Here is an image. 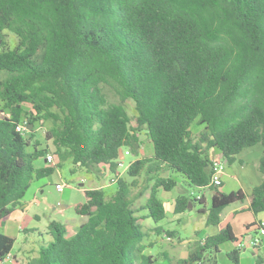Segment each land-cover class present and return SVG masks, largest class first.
Returning <instances> with one entry per match:
<instances>
[{
	"label": "trees",
	"instance_id": "16d2710c",
	"mask_svg": "<svg viewBox=\"0 0 264 264\" xmlns=\"http://www.w3.org/2000/svg\"><path fill=\"white\" fill-rule=\"evenodd\" d=\"M6 33L16 38L13 48ZM0 72V264L14 244L1 230L32 181L65 161L71 172L103 168L117 175L122 148L135 157L126 169L132 180L118 176L109 195L103 188L85 190V202L74 207L85 222L71 237L50 222L47 245L40 240L26 264L215 259L221 244L237 242L229 224L196 242L185 258L171 260L144 253L145 220L166 218L159 191H171L180 177L190 190L212 192L209 207L199 212L205 226L218 227L222 211L247 195L223 193L222 183L211 186V160L219 156L231 165L257 144L262 179L248 196V210L264 215V0H0ZM107 86L116 103L108 101ZM126 100L134 104L133 121ZM24 120L32 127L21 134L16 127ZM37 122L56 164L33 165L49 153L47 145L37 148ZM141 132L152 146L143 157ZM195 202L205 204L180 194L172 213L186 214ZM150 228L158 236L164 232ZM227 257L238 264L239 250ZM254 264H264L263 258L256 254Z\"/></svg>",
	"mask_w": 264,
	"mask_h": 264
},
{
	"label": "rangeland",
	"instance_id": "374dc122",
	"mask_svg": "<svg viewBox=\"0 0 264 264\" xmlns=\"http://www.w3.org/2000/svg\"><path fill=\"white\" fill-rule=\"evenodd\" d=\"M16 44V38L6 33V45L9 48H13ZM4 73L0 72V78L4 77ZM105 91L108 97V101L111 103H116L117 97L115 96L111 87H105ZM124 107L133 121L135 116L134 104L130 100L124 102ZM25 109L30 110L28 106ZM200 128L192 125V130L197 133ZM44 127L40 123H35L34 125V139L39 143L37 148L39 150H45L46 145L49 153L53 155L54 148L50 142L45 143L44 139ZM142 145L140 149V156H148L152 154V146L149 143L144 132L140 134ZM32 140V142L34 141ZM125 149L120 150L121 161L123 162V167L118 169V173L121 178H125L128 182L132 179L127 177L126 169L128 165L135 160L132 155H124ZM57 163V158L54 156V164ZM34 167H44L49 165L45 161V157L39 158L33 162ZM72 164L69 161L63 162L58 168L55 169L54 173L39 179L34 180L30 184L25 197L22 200V204L25 202L30 210V217L37 213L40 220H35L34 218H29L28 220H20L17 215H10L5 221V227L1 230L4 234L12 237L14 239L13 248L9 259L5 260L1 264H26L29 258L35 257L38 254L39 246L41 245L42 239H44V245H47L50 237L48 233V225L50 222L54 221L59 223L63 228L66 229L63 219L75 218L74 204L82 203L84 201L83 194L79 192L80 189V178L83 176L81 174L80 168H74L75 172H71ZM228 167V166H227ZM96 178H102V182L105 184L102 187L106 194H112L116 190V185L110 183L111 174L107 171L105 174L95 173ZM178 185L169 192L159 191V197L165 204L168 213L166 218L154 223L150 219H146L144 223V231L147 233L145 237L144 244L148 247L145 250V254H149L153 257L161 259L162 254H166L169 258H185L188 254L189 249L203 240L205 235L215 234L218 232V227L213 226H203V215L199 210L203 207H209L210 194L208 192L198 191L197 189H189L186 187L180 177L177 178ZM56 184L64 185L63 192L59 193L55 189ZM142 184V179H138V186ZM83 187H88V183L85 182ZM41 189L42 191L40 192ZM220 190L223 193H229L228 188L221 187ZM183 193L191 194L194 198L197 196L205 195V204L200 205L195 202L191 210L187 211L189 217H183L180 220H173V210L172 205L174 204L175 198ZM144 200V197L141 198ZM63 204L66 208H61L60 204ZM172 208V209H171ZM232 208V207H231ZM171 209V210H170ZM28 210V211H29ZM170 210V211H169ZM230 208L226 209L228 212ZM226 214V213H225ZM19 226H24L28 230H35L31 234L24 233L20 230ZM150 227H159L164 230L161 236L155 235ZM166 231L174 232V236L170 237L169 240ZM73 234L72 230L66 229V236L71 237ZM257 234H254L256 237ZM247 244V242H245ZM239 250V261L238 264H254L255 255H260L264 260V246L258 248V250H253L250 243L245 245L243 248H238L234 246L231 242H225L220 245L219 252L216 253L215 259L207 255L203 261V264H233V262L227 257V254L233 250ZM215 261V263H214ZM159 264H166V261L160 262Z\"/></svg>",
	"mask_w": 264,
	"mask_h": 264
},
{
	"label": "crops",
	"instance_id": "0c3cea01",
	"mask_svg": "<svg viewBox=\"0 0 264 264\" xmlns=\"http://www.w3.org/2000/svg\"><path fill=\"white\" fill-rule=\"evenodd\" d=\"M212 154H214L212 152ZM262 154V146L257 144L253 147H250L248 149L243 150L241 153H239L235 161L231 165H227L225 161V168L221 176V187L223 190L225 188H228V192L241 190L243 191L247 197L244 202L242 203H234L226 207L220 217L221 222L218 225V231L223 228L226 224H229L231 226L232 232L234 233L235 237L237 238V242L233 243L234 246H236L238 243L247 245L250 243L251 238L254 236L256 231L254 230V226L259 221H264V215L259 214L257 216L253 215L249 210V195L252 191V189L257 186L261 182V175L257 171V164L259 161V158ZM219 157V156H218ZM220 158V157H219ZM228 166V167H227ZM83 176L80 178V189L78 190L83 194L84 201L85 202V195L84 191L89 189H98L104 187V183L102 182V178H96L94 176L95 173L87 172L85 170L80 171ZM107 171H104L103 168H101V174H105ZM87 182L88 187H83V184ZM40 192L42 191L39 189ZM202 192H208L210 194V198L212 196V192L210 190L203 189L198 190ZM192 194V193H191ZM202 199L205 201V195L202 194ZM82 203H75L74 207L77 204ZM61 208H66L62 203L60 204ZM73 207V208H74ZM232 207V208H231ZM173 208V205H172ZM171 208V209H172ZM230 208L228 212H225L226 209ZM170 209V210H171ZM26 203L24 202L21 207H19L17 210H15L12 215H17V218L20 220H28L29 218H34L35 220H40V217L37 213H34L32 217H30L29 213L30 210ZM169 210V211H170ZM172 212V211H171ZM226 213V214H225ZM75 216L73 218H64L63 223L66 226V229H71L72 232L75 231V229L80 226L82 223L85 222L86 218L82 216H78L76 213H74ZM183 217H189L187 214H173V220H180ZM205 226V215H203V221L202 224ZM20 230H22L25 233V230H28L24 226H19ZM28 234V233H27ZM210 235V234H208ZM207 236V235H205ZM247 242V244H245ZM245 247V246H244ZM11 254V253H10ZM37 256V255H36ZM35 256V257H36ZM34 258V257H32Z\"/></svg>",
	"mask_w": 264,
	"mask_h": 264
},
{
	"label": "built area",
	"instance_id": "2783aa9c",
	"mask_svg": "<svg viewBox=\"0 0 264 264\" xmlns=\"http://www.w3.org/2000/svg\"><path fill=\"white\" fill-rule=\"evenodd\" d=\"M29 126V124L24 120L22 124L17 125L16 127V131L18 133L23 134L26 130L27 127ZM124 155H131L130 151L128 149H125L124 151ZM45 161L48 164H54V157L51 153H47V155L45 156ZM117 168H122L123 167V162L121 161V157L119 156V158L117 159ZM212 175H211V180H210V185L214 186V187H219L221 185V176L222 173L224 171L225 168V162H223V160L219 157H213L212 160ZM111 174V178H110V183H114L117 180V177L120 176V174L117 172L116 174ZM64 185H60V184H56L55 185V189L56 191H58L59 193L63 192L64 190ZM201 196H197L196 199H200ZM254 230L256 231L255 234L256 237H252L251 241H250V246L253 250H255L256 248H260L261 246H264V221H259L255 224L254 226ZM170 237H168L166 240H169ZM238 248H244V244L238 243L236 245ZM10 255L7 257V259H9ZM6 259V260H7Z\"/></svg>",
	"mask_w": 264,
	"mask_h": 264
},
{
	"label": "water",
	"instance_id": "95a60500",
	"mask_svg": "<svg viewBox=\"0 0 264 264\" xmlns=\"http://www.w3.org/2000/svg\"><path fill=\"white\" fill-rule=\"evenodd\" d=\"M31 127H32V126H31V125H29V126L27 127V129H28V130H30V129H31Z\"/></svg>",
	"mask_w": 264,
	"mask_h": 264
}]
</instances>
